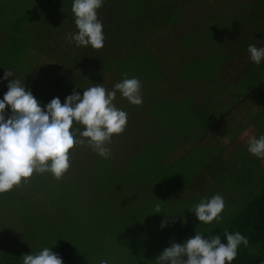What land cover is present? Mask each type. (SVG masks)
Here are the masks:
<instances>
[{"label": "rangeland", "instance_id": "374dc122", "mask_svg": "<svg viewBox=\"0 0 264 264\" xmlns=\"http://www.w3.org/2000/svg\"><path fill=\"white\" fill-rule=\"evenodd\" d=\"M240 1L247 2L104 0L98 9L103 47L91 49L76 47L64 39L66 33L75 31L71 0H0V76L4 69L11 70L42 105L53 97L63 104L73 90L82 95L83 88L91 84L112 90L121 73L136 75L142 95V104L133 106L117 92L113 103L127 113V123L108 145V159L86 146L74 145L70 167L61 179L33 174L28 184L21 183L0 194L3 264H18L22 255L42 246H49L53 252L69 246L70 257H61L63 264H99L105 259L109 264H154L170 243H181L196 229L203 235L223 229L247 199L255 198L260 188L257 180L250 184L233 173L229 175L233 180L224 170L217 173L219 166L226 163L234 170L250 166L249 153L232 142V133L237 130L225 116L237 101L235 97H244L253 85L259 87L258 81L264 84V70L249 65L246 53L251 40L264 46V36L254 34L252 38L245 34L251 29L261 32L264 22L257 21L250 29L252 20L239 14L238 3L244 5ZM257 2L261 1L251 0L248 5ZM233 32L240 40L234 47L238 59L220 73L217 63L207 65L206 71L201 69L200 79L186 85L185 74L200 68L202 57H227V50L217 53L215 47L222 46ZM212 62L217 61L211 59ZM246 65L251 66H247L249 79L239 74ZM104 71L108 72L102 74ZM259 73L261 79L257 80ZM162 78L167 83L154 87L155 81ZM13 79L10 76L0 80V99ZM172 93L179 98L191 93L192 100L199 96L198 103L201 98L210 101L204 109L208 125L205 145L175 149L178 144L172 138L174 128L168 126L171 121L162 127L153 121V128L145 123V132L139 127L144 117L129 113L130 107H136L146 114L149 101H155V107L168 105L171 113L175 103L172 99L164 102V98ZM225 95L229 102L224 101ZM178 103L184 107L183 101ZM238 109L237 116L228 114V118L242 117L239 130L243 123H249L258 136L264 133V103L255 97L250 103H240ZM4 112L7 117V105ZM165 133L166 140L162 139ZM227 135L238 165L230 163L231 158L227 161L224 154ZM214 141L215 145H209ZM217 193L227 202L221 222L199 225L188 209L201 198ZM157 204L161 213H153ZM162 220L166 222L164 228L160 227Z\"/></svg>", "mask_w": 264, "mask_h": 264}, {"label": "clouds", "instance_id": "9594fccd", "mask_svg": "<svg viewBox=\"0 0 264 264\" xmlns=\"http://www.w3.org/2000/svg\"><path fill=\"white\" fill-rule=\"evenodd\" d=\"M103 3L104 0H71L75 31L66 33L64 39L76 47L102 48L103 24L98 18V9ZM246 51L251 64L259 67L264 63V46L249 44ZM10 76L14 79L8 81L7 91L0 99V194L21 183L28 184L33 174L61 179L70 167V150L74 145L86 146L97 156L108 159L111 155L108 145L113 136L124 131L127 123V113L113 103L117 92L130 105L142 104L141 81L127 73H121L112 90H106L102 84H91L83 88L82 95L73 90L65 96L63 104L58 97H53L43 105L11 70L4 69L0 80ZM246 151L257 159H264V133L249 136ZM224 207L223 196L217 193L201 198L188 210L199 225H208L221 222ZM161 212L157 204L153 213ZM165 226L162 220L160 227ZM247 245V236L239 231L225 229L222 238L220 234L205 236L196 229L193 236L164 248L154 264H232L238 248ZM18 264L63 262L49 246H42L22 255ZM99 264H109V261L100 260Z\"/></svg>", "mask_w": 264, "mask_h": 264}, {"label": "trees", "instance_id": "16d2710c", "mask_svg": "<svg viewBox=\"0 0 264 264\" xmlns=\"http://www.w3.org/2000/svg\"><path fill=\"white\" fill-rule=\"evenodd\" d=\"M260 1L261 2H257L255 5L251 4V6H249L251 3V0H247L246 3H242V1H240L241 4H244L241 6L238 3V6L241 7L239 14L246 16L245 17L246 19H248L250 21L252 20V22H253L252 27L249 25L250 29L255 26L257 21L264 22V0H260ZM229 19H232V17L229 16ZM213 20L214 19H212L211 22H213ZM225 24H227L226 25V27H227L228 22H226ZM216 30H217V27L213 28L212 29L213 33L209 32V36H212ZM244 31H246V30H244ZM251 31L252 32L246 31L245 32L246 36H249L252 38H254V36H253L254 34L259 35V37L264 36V30L261 31L262 34H258L261 32L253 31L252 29H251ZM254 32H256V33H254ZM235 34L236 33L233 32L232 35H230L229 37H226V39L224 40V44L222 46L216 45V47H215V51H217V53H218V51L220 52L222 50H227V53H228L227 57L222 58L221 54H219V55L218 54L217 55L211 54V55L204 56V57L201 56L202 58H204L202 66L200 68L196 69L195 71L192 70V72L189 71L185 74V79H187L186 85H190L191 82L195 81V79H200L202 76V70L206 71L207 65L217 63L218 64L217 65V67H218L217 73H220L221 70H223L222 68H224V67L229 68L230 65L233 64V63H231V61L235 62L238 59V57L235 54L234 47H236L235 43L239 42L240 40L238 37H236ZM242 36L246 37L244 34ZM255 41H256V39H255ZM255 41L251 40L250 43L247 44V46L249 44H255L257 47H260L261 46L260 43H258V42L255 43ZM262 45H264V44H262ZM246 50H247V47H246ZM211 59L216 60L217 62L210 63ZM226 63H228V65H226ZM249 63L250 62H248V64ZM249 65H246L244 70L239 73V74L244 75V76L246 75L247 79H249L247 69L249 67H250L249 69H251V66H249ZM247 66H249V67H247ZM259 68L261 70H264V63H262L259 66ZM107 72L108 71H104V72H102V74L107 73ZM195 74H198V75H195ZM260 75H261V73H259L258 76H255V78H258L257 80H260L261 79L259 77ZM131 76H136V75H130V77ZM211 77H213V76H210V78ZM162 80H163V78L159 79L158 82L155 81L153 86L157 87L158 83H159V85H161V83H164V84L167 83V82H162ZM174 83L176 84V82H174ZM250 83H252V82L250 81ZM258 85H259V87H257V85H253L254 88L250 92H248L244 97L243 96L240 97L238 103H236V105L233 108L228 110V112L225 116V120H230V121H232V124H235L234 117L233 118L231 117L229 119L228 114L237 115L236 113L238 111H240L238 109V107H240V103H242V105H245L246 102L250 103L251 100H253V99L255 100V97L258 98L259 102L264 103V84H261V82L258 81ZM224 86H226V85H224ZM222 89H226V88L223 87ZM192 93H194V92H192ZM190 94L191 93H186V95L183 94L184 96L181 98H179L180 96L177 95L176 93H174V94L172 93V94H169L168 96H166V98H164V102L165 101L167 102L169 99H172L173 102L175 103V108H172L173 111L171 113H169L167 110L168 105H165V106L159 105V106H156L157 107L156 108L155 107V105H156L155 101H149L150 103H148L147 108L145 109V110H148V112L146 114L144 113V111H142L141 109L138 110V108H136V107H130L129 113L135 114V115L138 114L137 116L144 117V119L141 121V123L139 125V127H143V131H145L144 126H143L145 123H147V125H145L146 127L153 128L154 127L153 121L155 122V126L158 125L159 127H162L161 125H163V123H165V122H168V120L171 121L168 123V126H171L174 128L173 130L175 131L176 136L174 135V137H172V138L175 139L177 144H178L175 149H179V150L183 151V150H186V148H185L186 142L187 143L193 142L195 140L200 139V135L203 134V130L206 131L207 130L206 127H208V125L205 124V119H204V114L207 111H205L204 109H205L206 103H210V101L205 100L204 98H201V102L198 103L199 96L198 97L196 96L192 100V99H190V96H189ZM179 101H183L184 107L179 106V103H178ZM211 110H213V109H211ZM151 119H152V122H150ZM240 124H241V122H240ZM240 124H238V125L240 126ZM175 125H177L178 127L176 126L177 127L176 128ZM243 125H244V127L238 131H242L247 126H251V124H249V123H245V124L243 123ZM163 129H166V128L163 127ZM149 130L150 129H147V131H149ZM165 132L167 133L169 131H165ZM166 133L164 135H162V139H164V140H166V138H167ZM172 133H171V135H172ZM195 146H199V145L193 144V147H195ZM261 178H262V181L257 182V183H259L260 188H259L258 194L255 196V198L247 199V201L243 204V206L238 210L237 214L231 218L229 223H227V225L223 229H217L213 232L204 234L205 236H208L210 234H220L221 237L223 238V231L225 229H227L229 232L239 231L243 235L247 236L248 245L246 247L241 246L240 248H238L237 256L234 259V261L232 262V264H264V175H262ZM70 249L71 248L69 246H64L61 249L54 251V253H58L60 255V257L66 259V258L70 257ZM141 264H144V263H141Z\"/></svg>", "mask_w": 264, "mask_h": 264}, {"label": "crops", "instance_id": "0c3cea01", "mask_svg": "<svg viewBox=\"0 0 264 264\" xmlns=\"http://www.w3.org/2000/svg\"><path fill=\"white\" fill-rule=\"evenodd\" d=\"M254 88V87H253ZM241 95H238L237 97H235V99H237V101L235 103L232 102V99H231V103H233V105H231V108H233L236 103H238L239 99H240ZM227 99H229L228 97H226V95L224 96V101L225 102H229ZM226 105V103H225ZM239 111L236 113L238 114ZM237 116V115H236ZM242 120V117H238L237 119H235V124H233L235 126V130H237L236 132L232 133V142H234L235 144H239L240 146V149H245L246 150V141H247V138L249 136H258V132L252 127V126H247L245 129H243L242 131H238L239 130V125L240 122ZM205 130H203V134L200 135V139L198 140H195L193 142H186V145H185V148L186 147H193V144H204L205 145V142H204V137H205ZM236 135V136H235ZM227 138V141H226V148L224 150V154L227 156V161L231 158L233 160H231L230 163L232 162H235L237 161V157H236V153H235V149L234 147H232V143L230 142L231 140L228 139V135L226 136ZM214 140V139H213ZM216 142L214 141L213 143L209 144V145H215ZM187 150V148H186ZM249 164L250 166L247 167V166H243L241 168H238L236 170H234V168H232L231 164H228L226 163L225 165H222V166H219L218 168V171L217 173H220L224 172V174L227 176L231 175L232 173L234 175H236L238 177V179H242L243 182H248L250 184H254L255 183V180H258L256 181L259 182V181H262V178L261 176L264 175V159H257L255 158L254 156L250 155L249 154ZM253 158V159H251ZM238 162V161H237ZM236 163V162H235ZM238 165V163H236ZM217 169V168H216ZM229 178L231 180H233L232 177L229 176ZM246 178V179H245ZM239 179V180H240ZM215 184H217V180L214 181V179L212 180ZM240 192H242V188L239 189ZM224 203L225 205H227V202H226V199H224ZM224 213V212H222Z\"/></svg>", "mask_w": 264, "mask_h": 264}, {"label": "bare ground", "instance_id": "6f19581e", "mask_svg": "<svg viewBox=\"0 0 264 264\" xmlns=\"http://www.w3.org/2000/svg\"><path fill=\"white\" fill-rule=\"evenodd\" d=\"M115 169V168H114Z\"/></svg>", "mask_w": 264, "mask_h": 264}]
</instances>
